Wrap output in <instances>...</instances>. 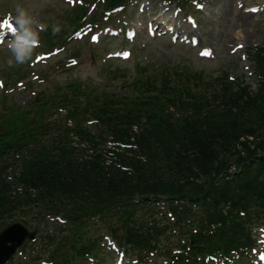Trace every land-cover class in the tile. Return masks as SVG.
<instances>
[{
	"label": "trees",
	"instance_id": "1",
	"mask_svg": "<svg viewBox=\"0 0 264 264\" xmlns=\"http://www.w3.org/2000/svg\"><path fill=\"white\" fill-rule=\"evenodd\" d=\"M262 62L264 75V56ZM175 72L136 78L130 95L69 88L73 102L91 105L88 115L105 133L98 135L135 148L116 150L117 145L94 141L96 136L81 128L75 115L76 146L66 139L60 146L39 149L12 179L0 167V224L32 206L38 217L49 211L75 216L101 208L125 217L133 197L143 196L205 198L212 211L228 203L264 202V79L255 92L234 88L224 78L201 88L196 85L199 76ZM51 98L67 102L64 95ZM232 169L237 172L229 173ZM112 229L122 240L147 246L160 233L158 228L141 233L129 222ZM44 239L56 264H76L95 246L70 233L58 237L45 230Z\"/></svg>",
	"mask_w": 264,
	"mask_h": 264
},
{
	"label": "rangeland",
	"instance_id": "2",
	"mask_svg": "<svg viewBox=\"0 0 264 264\" xmlns=\"http://www.w3.org/2000/svg\"><path fill=\"white\" fill-rule=\"evenodd\" d=\"M263 1L264 0L205 1L203 11L197 12L195 16L197 19V27L191 30V33L200 36L201 46H208L212 50L213 55L210 58L199 57L197 52L198 47L184 45L181 42L173 43L170 38L166 36L148 39L145 30L135 26L137 29L136 40L139 43H143V46L140 47L139 44L136 45L135 51H137V54L133 61L123 63L116 62L121 63L120 65L125 72H130L133 68V64L138 60L140 65H146L149 61V63H154L159 66L180 65L190 69H201L209 73L210 76L207 77H215L213 75H216V72L219 73V71H226L230 75H242L243 72H248L251 62L246 59L244 55L240 57V53L246 52L248 47L260 42L264 38V11L257 14L245 15L242 18L239 14L242 8L238 7L237 4L245 3V5H249L261 3ZM8 2L13 7L19 5L26 8L41 23L48 24V26L58 23L62 29V27L66 25L62 16H65L67 13L69 5L65 4L63 0H8ZM158 5L161 4L157 2L155 7ZM128 11L130 17H124L121 13L114 14L113 17L119 18L122 22H126L127 19L134 16V12L131 9ZM149 12L150 10L147 9L143 14L147 15L146 13ZM177 19H179V16ZM137 21L142 22L139 17H137ZM184 26L185 22H183L181 28ZM188 29H190V26H188ZM116 38L120 39V37ZM105 39L108 45H100L104 50L116 48L117 39H110L109 41L107 38ZM119 42L122 43L120 40ZM238 43L243 44L242 49H238ZM93 47V44L88 40V42L80 48L82 56H74L75 60L72 61L73 64L69 66V70L61 69L63 75H61V77L56 76V78L65 82L72 76H78L83 79L88 78L92 82L97 83L101 68L99 62L92 58V54L96 52ZM73 51L77 50L72 49L66 55L62 53L63 56L61 60L65 61V56H72L70 53ZM8 54L11 53L0 51V59L5 57V62L10 58L6 57ZM247 67L248 69H246ZM250 80L251 79H247V82ZM119 88L120 78L114 80V84L108 86L107 90L115 92ZM125 90L126 89H124V91ZM17 97L22 99L24 95L19 93ZM112 262L113 259L108 264Z\"/></svg>",
	"mask_w": 264,
	"mask_h": 264
},
{
	"label": "clouds",
	"instance_id": "3",
	"mask_svg": "<svg viewBox=\"0 0 264 264\" xmlns=\"http://www.w3.org/2000/svg\"><path fill=\"white\" fill-rule=\"evenodd\" d=\"M47 28V24L39 22L29 10L22 6H16L14 16L8 13L0 21V43L7 41L6 47L11 53L10 58L5 61L6 65L11 68L30 63L35 48L40 44V33ZM51 31L53 35H56L61 31V26L58 23L54 24ZM6 35H8L7 39H5Z\"/></svg>",
	"mask_w": 264,
	"mask_h": 264
},
{
	"label": "water",
	"instance_id": "4",
	"mask_svg": "<svg viewBox=\"0 0 264 264\" xmlns=\"http://www.w3.org/2000/svg\"><path fill=\"white\" fill-rule=\"evenodd\" d=\"M27 234V233H26ZM32 237V234H27ZM21 235L19 234V229L7 230L0 235V246L5 245L6 241H10L11 244L7 246L9 255L10 252L14 250V248L21 242Z\"/></svg>",
	"mask_w": 264,
	"mask_h": 264
},
{
	"label": "snow or ice",
	"instance_id": "5",
	"mask_svg": "<svg viewBox=\"0 0 264 264\" xmlns=\"http://www.w3.org/2000/svg\"><path fill=\"white\" fill-rule=\"evenodd\" d=\"M202 54H204V55H208V54H210V53L206 50V51H205L204 53H202ZM261 259H264V256H262Z\"/></svg>",
	"mask_w": 264,
	"mask_h": 264
},
{
	"label": "bare ground",
	"instance_id": "6",
	"mask_svg": "<svg viewBox=\"0 0 264 264\" xmlns=\"http://www.w3.org/2000/svg\"><path fill=\"white\" fill-rule=\"evenodd\" d=\"M242 13V12H241ZM240 16L243 18V16H245V14L243 15V13L242 14H240ZM241 20V19H240Z\"/></svg>",
	"mask_w": 264,
	"mask_h": 264
}]
</instances>
